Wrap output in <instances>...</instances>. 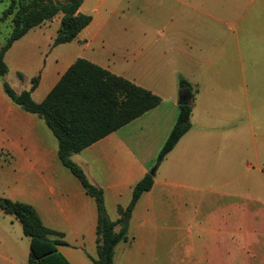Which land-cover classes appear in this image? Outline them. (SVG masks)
<instances>
[{
    "label": "crops",
    "instance_id": "obj_1",
    "mask_svg": "<svg viewBox=\"0 0 264 264\" xmlns=\"http://www.w3.org/2000/svg\"><path fill=\"white\" fill-rule=\"evenodd\" d=\"M101 4L105 11L117 10L109 8L106 0H84L78 12L92 19L70 42L53 45L57 28L52 42L46 44L28 43L30 32H36L38 40L44 34L35 28L15 40L4 54L8 68L4 80L10 70L17 76L20 73L27 83L37 76L31 98L41 102L68 67L83 58L160 98L153 108L70 156L89 182L102 189L111 220L118 218L119 206L130 202L133 186L149 173L176 122L180 93L173 75L183 73L191 84V126L160 162L170 157L175 160L168 172L160 177L155 172L151 188L138 198L127 239L115 246L113 264H153L155 245L164 240L187 245L180 264L264 259V250L249 251L253 239L235 241L229 230L234 228V206H220L219 202L223 195L232 194L216 185L222 174L214 169L216 159L234 163L237 116L245 110L251 114L263 107L264 111V60L258 63L243 57L247 51L264 56V0H157L151 21L161 24L157 33L167 37L166 46L183 51L184 59L178 64L152 57L149 73L140 70L145 53L142 27L129 30V35L104 30L101 25L107 18L99 16ZM133 21L141 25L139 18ZM120 48L124 53L113 56ZM129 64L134 71H126ZM26 88L16 92L30 89ZM200 160L205 165L202 168L210 170L177 177L183 164L190 167ZM196 178L203 182L192 183ZM0 187L6 190L3 197L30 204L46 228L61 234L52 237L63 239L65 244L57 250L70 264H93L97 256L96 202L61 162L58 140L44 119L14 104L3 90L1 77ZM207 195L215 196V208L208 206ZM166 208L174 213L169 225L172 232L160 238L158 218ZM0 211V264H27L30 238L13 215ZM213 221L217 226L211 225ZM193 227L198 229L196 236L190 233ZM240 244L245 247L237 250L234 245Z\"/></svg>",
    "mask_w": 264,
    "mask_h": 264
},
{
    "label": "trees",
    "instance_id": "obj_2",
    "mask_svg": "<svg viewBox=\"0 0 264 264\" xmlns=\"http://www.w3.org/2000/svg\"><path fill=\"white\" fill-rule=\"evenodd\" d=\"M84 0L55 2L48 0H11L4 16H13V29L0 48V77L5 94L24 110L42 117L58 140V156L61 162L78 178L86 193L97 205L96 226L97 256L93 264H113L115 246L127 239L132 210L140 195L153 184V175L146 173L132 188L130 202L118 207V218L111 220L105 209L103 191L89 182L83 170L70 156L80 152L95 141L110 134L160 102V98L149 90L103 69L92 62L78 58L63 73L56 85L41 102L31 98V91L38 84V77L31 79L29 90L16 92L4 76L8 71L4 54L11 44L28 30L61 12L57 35L53 45L70 42L86 27L92 17L78 12ZM22 78V75L18 73ZM179 93L189 95L187 104H179L176 122L158 153L157 165L189 130L193 91L191 84L179 78ZM0 209L13 215L21 224L24 235L30 238L27 264H70L57 250L65 244L63 239L53 238L60 233L46 228L36 212L27 203L0 197Z\"/></svg>",
    "mask_w": 264,
    "mask_h": 264
},
{
    "label": "rangeland",
    "instance_id": "obj_3",
    "mask_svg": "<svg viewBox=\"0 0 264 264\" xmlns=\"http://www.w3.org/2000/svg\"><path fill=\"white\" fill-rule=\"evenodd\" d=\"M11 0H0V48L6 42L7 37L10 35L13 29V16L17 9L14 8L11 14L4 16V10L7 9ZM55 2H65L67 0H48ZM157 3V0H106L109 8L116 7L110 12V9L105 11L104 6H100V17L107 18V23L101 25L102 28L117 29L121 34H128L129 30L142 27V39L145 46L149 45L147 49L144 46V57L141 61L140 70L143 73L150 72L149 63L154 60H172L178 64H181L183 59V51L178 50L177 47H172L165 44L167 37H162L157 33L158 28H161V24L157 23V20L151 21V13L153 6ZM88 13V12H86ZM62 13H57L52 19L45 21L44 23L34 27L36 30L42 29L44 34L39 37L36 32H30L28 37V43L46 44L52 42L56 35V28L58 29L60 18ZM137 17L141 20L139 23H134V18ZM101 22L98 23L100 25ZM147 31V33H145ZM38 40V42H36ZM114 43H117V38H113ZM124 53L123 48L113 51V56L120 57ZM198 54V53H197ZM229 55V53H226ZM248 61H256L261 63L264 60V56L258 51H247L243 56ZM234 60H237V55L234 53ZM122 63V62H121ZM128 72L134 71V67L125 65ZM183 76V73L178 72L173 75L175 85H178L179 78ZM184 77V76H183ZM238 77V76H237ZM19 79L15 71L10 70L7 74V83L16 91L20 88L27 89L31 83H27L25 79L23 81ZM30 80V79H28ZM25 83V84H24ZM179 86V85H178ZM236 88V83H234ZM179 95V93H178ZM237 122L234 123V163L228 165L216 159L215 171L222 174L219 180L215 181L216 185L221 186L223 193H230L232 196H222L219 202L221 205L234 206V228L229 230L233 231L234 239L241 240L243 238L253 239L254 243L248 245L249 251L252 248H257L260 251L264 250V111L262 108H256L251 114H248L246 110L237 116ZM175 162L171 157L166 161L158 164L155 162L149 169V173L153 167H156L155 172L157 177L168 172V166ZM158 166V167H157ZM205 165L200 160L198 164H183L177 173V177H182V174L193 172L196 175H201L203 170H210L208 168L203 169ZM171 172V171H169ZM155 174V173H154ZM198 178L191 180L192 183H200ZM203 182V181H201ZM208 181H206V184ZM6 190L0 187L1 194H5ZM217 197V196H216ZM207 204L211 208H215V196L207 195ZM213 211V209H208ZM1 215V211H0ZM229 218L230 213H227ZM174 218V213L169 210L164 212L162 217L158 218L159 224V237H167V234H171L169 229L170 222ZM192 224V223H191ZM194 225V224H192ZM212 226H217L213 223ZM198 229L193 227L190 230L192 236H196ZM185 233V232H184ZM188 235L185 233V236ZM217 235H221L218 232ZM187 245L178 241H159L155 245L154 252L156 254L153 264H180L182 260V253L185 252ZM238 247H245L243 244L234 245ZM234 264H264V259L254 260H237Z\"/></svg>",
    "mask_w": 264,
    "mask_h": 264
},
{
    "label": "water",
    "instance_id": "obj_4",
    "mask_svg": "<svg viewBox=\"0 0 264 264\" xmlns=\"http://www.w3.org/2000/svg\"><path fill=\"white\" fill-rule=\"evenodd\" d=\"M189 100V95L187 92L183 91L179 95V104H187ZM156 167H153L150 171L151 175H154Z\"/></svg>",
    "mask_w": 264,
    "mask_h": 264
}]
</instances>
